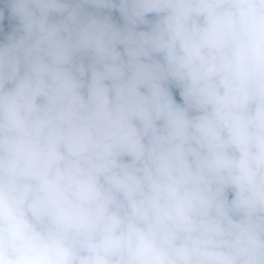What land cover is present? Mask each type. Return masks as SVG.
Returning <instances> with one entry per match:
<instances>
[{"label":"clouds","instance_id":"obj_1","mask_svg":"<svg viewBox=\"0 0 264 264\" xmlns=\"http://www.w3.org/2000/svg\"><path fill=\"white\" fill-rule=\"evenodd\" d=\"M0 264H264V0H0Z\"/></svg>","mask_w":264,"mask_h":264}]
</instances>
